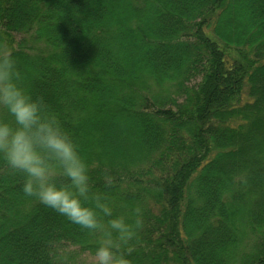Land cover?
Instances as JSON below:
<instances>
[{
	"label": "trees",
	"instance_id": "1",
	"mask_svg": "<svg viewBox=\"0 0 264 264\" xmlns=\"http://www.w3.org/2000/svg\"><path fill=\"white\" fill-rule=\"evenodd\" d=\"M5 49L93 190L142 207L133 264H264V0H0ZM23 182L0 159V264L94 254Z\"/></svg>",
	"mask_w": 264,
	"mask_h": 264
},
{
	"label": "clouds",
	"instance_id": "2",
	"mask_svg": "<svg viewBox=\"0 0 264 264\" xmlns=\"http://www.w3.org/2000/svg\"><path fill=\"white\" fill-rule=\"evenodd\" d=\"M23 80L17 58L0 51V159L23 175L27 197L94 238V264H133L129 253L143 225L142 207L117 212L106 194L93 190L79 144Z\"/></svg>",
	"mask_w": 264,
	"mask_h": 264
},
{
	"label": "rangeland",
	"instance_id": "3",
	"mask_svg": "<svg viewBox=\"0 0 264 264\" xmlns=\"http://www.w3.org/2000/svg\"><path fill=\"white\" fill-rule=\"evenodd\" d=\"M198 81L199 79H193L191 81V84H194ZM154 87L155 89H158V90H155V92H158L160 90L158 86H154ZM244 229L245 230L240 229V232L242 233V235H240L239 237L242 241V244L239 247L245 250L244 252L247 255L253 250L258 248V246L256 247V244L258 243L257 233L249 230L247 226H245ZM237 234L238 232H236V235ZM239 237L237 236V238ZM65 251L68 253L67 254L68 258H70L71 256L70 259H67L68 264H94V255L89 252H83V253L76 252L73 246H71V248L66 249ZM241 257H239V259H241Z\"/></svg>",
	"mask_w": 264,
	"mask_h": 264
}]
</instances>
